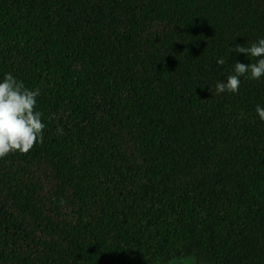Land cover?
Returning <instances> with one entry per match:
<instances>
[{
  "label": "trees",
  "instance_id": "1",
  "mask_svg": "<svg viewBox=\"0 0 264 264\" xmlns=\"http://www.w3.org/2000/svg\"><path fill=\"white\" fill-rule=\"evenodd\" d=\"M261 38L264 0H0L45 124L0 159V264H264V76L209 91Z\"/></svg>",
  "mask_w": 264,
  "mask_h": 264
},
{
  "label": "clouds",
  "instance_id": "2",
  "mask_svg": "<svg viewBox=\"0 0 264 264\" xmlns=\"http://www.w3.org/2000/svg\"><path fill=\"white\" fill-rule=\"evenodd\" d=\"M230 52L242 53L255 62L248 64L236 62L232 74L226 76V83L218 81L212 95L224 92L238 93L241 77L249 80H259L264 76V38L249 46L236 44ZM223 58L217 60L223 65ZM40 90L29 89L22 81L11 74H5L0 81V159L9 154H27L37 143H43L45 124L42 122L43 113L37 110V97ZM255 112L264 121V107L256 105ZM62 128L57 129L62 134Z\"/></svg>",
  "mask_w": 264,
  "mask_h": 264
},
{
  "label": "rangeland",
  "instance_id": "3",
  "mask_svg": "<svg viewBox=\"0 0 264 264\" xmlns=\"http://www.w3.org/2000/svg\"><path fill=\"white\" fill-rule=\"evenodd\" d=\"M173 264H194V261L192 259H185L182 260L181 262H175Z\"/></svg>",
  "mask_w": 264,
  "mask_h": 264
}]
</instances>
